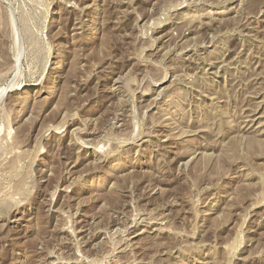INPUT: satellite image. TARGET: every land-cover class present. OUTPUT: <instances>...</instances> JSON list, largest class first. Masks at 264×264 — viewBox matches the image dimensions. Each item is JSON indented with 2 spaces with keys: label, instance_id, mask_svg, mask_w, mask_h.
Here are the masks:
<instances>
[{
  "label": "rangeland",
  "instance_id": "1",
  "mask_svg": "<svg viewBox=\"0 0 264 264\" xmlns=\"http://www.w3.org/2000/svg\"><path fill=\"white\" fill-rule=\"evenodd\" d=\"M0 264H264V0H0Z\"/></svg>",
  "mask_w": 264,
  "mask_h": 264
}]
</instances>
